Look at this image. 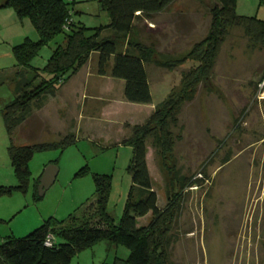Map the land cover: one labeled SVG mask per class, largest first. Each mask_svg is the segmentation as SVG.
<instances>
[{"label":"rangeland","instance_id":"obj_1","mask_svg":"<svg viewBox=\"0 0 264 264\" xmlns=\"http://www.w3.org/2000/svg\"><path fill=\"white\" fill-rule=\"evenodd\" d=\"M217 4V0H176L150 19H137L129 38L120 41L119 51L127 49L128 40L152 54L145 62L151 104L126 101L123 80L100 76L98 53L54 96H47L41 108L32 103L27 122L14 132L16 142L52 146L34 153L25 192L0 197V239L22 238L52 216H80L97 198L94 175H110L107 211L115 223L120 220L132 186L128 166L133 150L123 140L131 137L136 125L146 123L157 105L182 90L184 76L199 65L188 54L208 37ZM73 9L75 20L86 27L109 22L97 0H76ZM236 13L264 21V0H236ZM17 27L21 39H38L28 18L19 20ZM7 34L5 28L0 32V72L12 74L15 59ZM59 41L61 37L44 47L32 64L42 67ZM171 63L177 64L165 66ZM10 87L13 84L0 86L3 108L12 97ZM171 130L175 191L182 196L169 231L171 262L264 264V41L244 26L228 27L208 79L200 81ZM7 136L2 118L0 180L17 184L10 176L11 164H6ZM146 147L152 188L163 208L170 195V176L151 139ZM50 164L58 168L56 180L39 196V179ZM185 178L193 184L182 186ZM151 219L149 213L138 219V225ZM128 253L123 246L103 241L79 253L70 264L112 263Z\"/></svg>","mask_w":264,"mask_h":264},{"label":"trees","instance_id":"obj_2","mask_svg":"<svg viewBox=\"0 0 264 264\" xmlns=\"http://www.w3.org/2000/svg\"><path fill=\"white\" fill-rule=\"evenodd\" d=\"M109 22L97 27H86L73 17L76 0H1L0 9H11L19 20L28 18L38 39L26 37L12 47L15 65L12 74L0 73L3 84H13L12 97L4 105L2 118L9 136L7 154L17 180L15 185H0V197L13 192H25L30 180L28 164L37 150L50 148V144L19 145L15 130L27 122L32 103L41 108L43 100L65 85L93 53H98L97 72L124 81V98L138 104H151L152 93L145 62L152 57L150 50L127 40L124 51L117 48L122 39H128L137 19H150L176 0H97ZM212 11V24L208 37L189 54L199 65L183 78L184 86L177 95H170L156 106L146 123L136 125L130 138L123 140L132 147L128 170L132 186L124 212L115 223L107 211L111 190L110 175H94V203L80 216L66 219L49 217L38 228L22 238L8 236L0 239V264H70L82 251L107 241L128 250L126 258L115 257L103 264H173L171 262L169 231L178 214L182 196L175 191L177 172L173 155L174 138L171 128L177 125L182 106L196 91L200 81L207 80L217 51L225 40L228 27L244 26L255 39L264 41V21L254 16L236 13V0H217ZM110 32L102 38V34ZM61 37L42 67L32 61L50 42ZM132 47V48H131ZM113 59V64L111 61ZM177 63L165 65L175 66ZM32 73V77L28 74ZM37 81V82H36ZM36 82V83H35ZM151 139L159 152L162 167L170 176V195L165 207L158 206L157 193L147 165L146 142ZM80 171V173H82ZM193 182L185 178L182 186ZM172 191V193H171ZM147 225H138V219L148 214ZM51 236V245L45 244Z\"/></svg>","mask_w":264,"mask_h":264},{"label":"crops","instance_id":"obj_3","mask_svg":"<svg viewBox=\"0 0 264 264\" xmlns=\"http://www.w3.org/2000/svg\"><path fill=\"white\" fill-rule=\"evenodd\" d=\"M18 21H19V19L17 18V16L13 12V10H11V9H0V32L2 31L3 28H5V31L6 30L10 31V34H7L6 37L10 39L8 41L13 43L12 46L19 44L20 42H22L26 38L25 37L24 39H21L22 37L20 36V32L18 31V27H17ZM0 73H5V72H0ZM10 86H12V85H10ZM10 89H11V91H13V87L12 88L10 87ZM11 95H12V92H11ZM0 103H1L0 119L2 120V108H3V103H5V102L3 101V98L1 96H0ZM8 139H9V136H7L6 148L8 147V144H9ZM9 163H10L9 160L7 159L6 164L10 165ZM10 176H13L15 178L14 174L10 175ZM15 180H16V178H15ZM7 181H9V180H7ZM16 182H17V180H16ZM0 185H15V184H13V182L7 183V182H2L0 180Z\"/></svg>","mask_w":264,"mask_h":264},{"label":"water","instance_id":"obj_4","mask_svg":"<svg viewBox=\"0 0 264 264\" xmlns=\"http://www.w3.org/2000/svg\"><path fill=\"white\" fill-rule=\"evenodd\" d=\"M57 174L58 168L54 164H50L44 169L38 184L39 196H43L45 192L54 184Z\"/></svg>","mask_w":264,"mask_h":264},{"label":"built area","instance_id":"obj_5","mask_svg":"<svg viewBox=\"0 0 264 264\" xmlns=\"http://www.w3.org/2000/svg\"><path fill=\"white\" fill-rule=\"evenodd\" d=\"M50 238H51V236L49 235V236H48V239H47L46 242H45V244H46L47 246H50V245H51Z\"/></svg>","mask_w":264,"mask_h":264}]
</instances>
